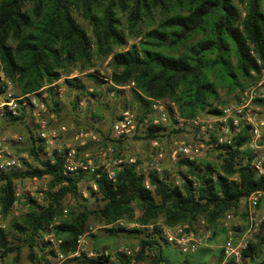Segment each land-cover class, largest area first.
I'll return each instance as SVG.
<instances>
[{"label": "trees", "instance_id": "1", "mask_svg": "<svg viewBox=\"0 0 264 264\" xmlns=\"http://www.w3.org/2000/svg\"><path fill=\"white\" fill-rule=\"evenodd\" d=\"M119 10L125 14L129 36L139 40L127 49L112 53L109 90L119 94L122 87L134 83L131 87L137 110L134 133L142 129L143 134L135 138L158 140L166 125H170L152 124L154 113L150 98L174 100L182 117H193L206 108L210 115L220 114L211 102L217 98V90L210 73L219 66L231 89L240 85L231 67V54L235 56V70L240 76L259 80L264 75V0H0V73L16 81L21 92L26 93L50 85L62 71H69L78 62L84 69L94 54L101 56L112 52L114 46L127 44ZM155 11L162 15L157 25L145 32L137 31L142 20L151 19ZM75 14L86 20L91 36ZM190 41L193 42L187 52L177 55L163 52L177 50ZM94 80L97 85L104 82L100 78ZM1 84L0 76V93ZM65 84L78 92L84 90L78 78H66ZM48 92L49 111L58 114L60 102L52 86H48ZM78 99L76 94L72 104H77ZM259 104L264 115V99ZM9 120L28 124L30 143L25 151L35 164L23 169L0 170L1 218L7 220L11 214L16 200V180L46 175L48 189L43 201L26 197L27 211L18 219H11L6 228L0 227V259L14 253L13 260L18 261L25 248L26 259L31 264H51L53 250L42 238L54 218H60L52 227L60 240L58 248L67 254L75 250L78 234L87 229L93 215L106 225L120 218L130 221L137 210L136 219L141 224L160 217L167 224L200 217L217 227L224 213L237 208L252 192L264 190V174L257 175L251 167L254 155L245 147L251 139L249 126L234 136L231 144L218 147L217 165L178 159V183L168 174L154 171L145 177L128 165L116 172L114 180L108 179L105 173H100L98 178L88 173L65 176L62 154L55 153L52 163L43 157V146L32 132L31 119L22 114ZM109 134L107 139H101L103 144L128 137L111 140ZM93 178L102 199L95 209L89 208L79 193L81 184ZM65 196H71L77 207L70 210L65 207L68 214L63 218ZM104 230L112 236L123 232L140 235L139 251L132 256L118 255V264H174L163 252L169 244L157 227L152 232L122 227ZM262 245L264 222L257 241H251L243 252V261L264 264ZM102 248H106L104 244L93 247L96 251ZM220 254L219 249L217 256ZM210 255L211 249L203 247L186 254L176 264H208ZM82 260L88 264L110 262L104 257H83Z\"/></svg>", "mask_w": 264, "mask_h": 264}, {"label": "built area", "instance_id": "2", "mask_svg": "<svg viewBox=\"0 0 264 264\" xmlns=\"http://www.w3.org/2000/svg\"><path fill=\"white\" fill-rule=\"evenodd\" d=\"M54 84H50V86H54ZM263 85L264 77L258 83L245 89L242 100L238 104L220 107V114L210 115L207 118L199 116L182 117L175 101L152 99L151 108L154 113L152 124L163 125L170 119L174 121V126L183 130L184 138L175 143L176 150L173 152L172 158L174 160L179 158L192 161H198L203 157L206 150L218 149L223 144H231L234 136L239 134L243 128L249 126L251 139L245 144V147L254 155L251 167L257 175H263L264 142L261 139L262 129H264V115L261 114L262 107L259 104V101L264 99V90L259 88ZM131 87H134L133 82L122 88ZM43 89L19 96H13L12 92L5 91L3 96L0 97V117L10 119L22 114L29 117L32 126L37 131L40 144L43 146V157L52 163L55 153L63 155V175L69 177L88 173L94 174L95 178H98L100 173H105L108 179L114 180L116 172L125 165L134 167L138 173H142L145 177L150 171L161 172L159 160L163 151L157 140L151 141L152 146L155 148V153L146 166L138 163L133 156L113 157L114 147L108 143L103 144L102 137L91 129L76 130L72 134L70 143L66 145L60 144V135L65 133L68 127L60 125L56 129H50V122L54 123L56 119L54 114L49 111V96ZM136 126L135 113L125 109L111 125L109 139L117 140L122 136H129L135 132ZM22 141L23 137L20 134L10 129H0V170L23 169L26 167V163H30V156L27 152L16 154L11 149L10 142L20 143ZM84 149H94V151L89 153L88 150L84 151ZM42 178L48 180L46 175H43ZM95 178L81 184L79 188L81 198L89 200L92 195L97 194ZM23 185L22 190L26 197H32L40 202L37 194L41 195L42 192L38 176L23 180ZM145 185L149 187L147 179H145ZM44 186L45 194L48 185ZM18 194L19 192L15 190L16 197ZM246 199L245 229L240 232L233 230L230 224L231 213H224L218 222V226L222 230V240L219 245L221 254L220 256L215 255L208 261V264L242 263L243 252L248 248L249 243L254 235L259 232L264 222V213L258 211V199H260L261 203H264V190L254 191ZM15 203L16 200L14 201ZM67 214L68 209L64 207L61 216L65 218ZM59 222L60 218H54L42 238L47 243V247L53 250V255L50 256L51 264L79 263L83 257H104L111 261L117 259L120 254L132 256L139 251L140 246L137 243L135 245L121 244L112 251L107 248L97 251L89 249L88 238L100 228H145L152 232L157 227L165 242L176 247L185 255L193 254L200 248L211 246L210 243L215 234V228L209 225L204 218L175 224H167L161 217L148 224L120 218L106 225L90 224L83 233L78 234L75 250L66 254L59 250L60 240L53 233V225ZM0 227L4 229L5 225L0 223Z\"/></svg>", "mask_w": 264, "mask_h": 264}, {"label": "rangeland", "instance_id": "3", "mask_svg": "<svg viewBox=\"0 0 264 264\" xmlns=\"http://www.w3.org/2000/svg\"><path fill=\"white\" fill-rule=\"evenodd\" d=\"M118 12H119L118 16L120 18L121 28H124V33L127 34V44L125 46H114L112 52L107 54L104 53L101 56L94 54L91 60L85 64L86 67L84 69L80 68V63L78 62L76 66H73L69 71L67 72L62 71L60 77L56 81L51 83V84L55 83L54 86L52 87L54 89L57 101L60 102L59 106L61 107V110L58 114H54L56 121L54 123L50 122L51 124L50 129H56L60 125H66L68 127L67 131L60 135L61 138L60 144L62 145H66L67 143H70L73 132L79 129H91L94 132H96L99 136H101L102 139H107L108 134L110 133L111 125L123 110L129 109L133 111L136 115V111H137L135 109L136 105L131 95L132 88H124L122 92H120L119 94L116 93L115 90H109V87L112 86V81H111L112 53L116 51H121L123 49H127L129 48L130 45L136 43L139 40V37L134 38L132 36H129V33L127 32V28H126V20L124 17L125 14L120 10ZM75 16L77 18V21L88 31L89 35L91 36L92 32L86 20L83 17H81L79 14H75ZM161 18H162L161 13L159 11H155L153 13L152 18L151 19L144 18V20H142V22L139 24L136 30L145 32L146 30L154 28ZM199 37L200 35L196 36V38L193 41H195ZM193 41L187 42L184 46L179 47L177 50H171V51L164 50L163 52L173 55H177L178 53H182V52H187L188 46ZM230 60H231V67L234 69V72L238 77V83L240 85H237L233 89H231L229 82H227V80L223 77L222 71L220 70L219 66H216L214 70L210 73V80L214 82L217 90V98L215 100H211V102H212V106L218 109L220 107H226V106L238 104L242 100L245 89L258 83L264 77V75H262L259 80L244 78L240 76L238 72H236L235 70V56L233 54H231ZM252 74L254 73L252 72ZM0 76L2 80L1 87L3 88V91L0 93V97L3 96L5 91L12 92L13 96H19L26 93L38 91L41 88H44L43 90L49 93L48 86L50 85H44L35 91L22 93L16 81H13L5 77L2 72L0 73ZM92 76L98 79L100 78L104 82H102L100 85H97L94 80L95 78ZM66 78L68 79L78 78L81 81V83L84 85V90L78 92L73 88H69L65 84ZM259 88H262L264 90V85L260 86ZM90 93H94V96H92ZM76 94H79V99L77 100L78 105L72 104V102H75ZM161 99L171 100L169 98H161ZM150 101L152 104L153 102L152 98H150ZM195 116H199L201 118H207L210 116V114L207 112V108H206L204 111L199 112ZM167 123H170V125H166L168 126L167 129H165V131L160 133L161 137L157 140L163 151L162 157L159 160V164L162 169L160 173L168 174L170 179H174L179 183L180 180L177 174V170H178L177 160L179 158L174 160L172 158V154L176 150L175 143L184 138V133L180 131L178 128H174L176 130L172 128L175 126H174V121H172L171 119ZM27 125L28 124L26 122L24 123L18 121L12 123L9 119H4L0 117L1 130L10 129L20 134L23 137V141L20 143L10 142L11 149L16 154L26 152L25 148L30 143L28 129L26 127ZM31 128H32V132L34 133V136L37 137L36 129L34 127ZM141 131L131 134L128 137L121 139L117 143L108 142V144L114 147L115 151L113 157L133 156L136 158L138 163L145 166L148 165V163L151 160V157L155 153V148L148 140L141 139L139 137L135 138V135L138 136L143 135ZM262 137L264 142V129H262ZM115 144H117L118 146H114ZM87 150L89 151V153H92L94 151V149H84V151ZM219 153L220 151L217 148L206 150L203 157H201L199 160L212 162L215 165H217L220 160ZM31 164H35V160L30 157V163H27L26 165H31ZM25 179H29V178H25ZM25 179L16 180L15 190L18 191L19 194L16 197V203L13 204L11 214L8 217V219L3 220L0 216V223H3L5 225V228L7 227V224L11 219L13 218L18 219L28 209L26 195L22 190L24 186L23 180ZM38 179L42 194L41 195L37 194V197L40 201H43L44 199L43 187H45L44 185H48V180L42 177L41 178L38 177ZM258 201H259L258 211L260 213H264V209L262 205L263 203H261L260 199H258ZM101 203H102V199L99 194L92 195L91 199L87 200V206L91 209L97 208V206H99ZM246 203H247V199L244 198L241 200L237 208L228 211L232 215L230 224L233 230H236L238 232L244 230L246 227V213H245V209L247 205ZM62 204L63 207H67L69 210L73 209L74 207H77L76 201L71 196H65V198L62 201ZM138 213L139 212L136 210L135 217L132 220L138 222L136 219ZM197 218L200 217H196V219ZM89 223L98 226L102 225L99 218H97V216L94 215L90 217ZM214 228H215V234H214V238L210 243L211 246H207V248L211 249V255L209 257V260L214 257L213 256L214 254L215 255L218 254L219 245L221 244V240H222V235H221L222 230L219 228L218 225L217 227ZM104 229L103 228L98 229L93 236L88 238L89 249H93L94 246H98L95 245L94 241L99 237L104 238V240L100 242V244H104V247L108 248L111 251L121 244L135 245L136 243H138V238L140 236L139 234L123 232L117 236H112L108 234ZM133 229H145V228H133ZM258 233L254 235L252 242L257 241ZM26 253H27L26 249L23 248L21 250V255L18 261H14L13 260L14 253H10L4 259H0V264H31L26 259ZM166 253L169 259L174 263H177L178 261L182 260V258L185 257V254L181 253L176 247L171 245L166 246ZM261 255L264 256L263 245L261 248ZM80 262H82V264H88L84 260ZM108 264H118V260L113 259ZM241 264H252V263L249 260H245L242 261Z\"/></svg>", "mask_w": 264, "mask_h": 264}, {"label": "crops", "instance_id": "4", "mask_svg": "<svg viewBox=\"0 0 264 264\" xmlns=\"http://www.w3.org/2000/svg\"><path fill=\"white\" fill-rule=\"evenodd\" d=\"M104 240V238H97L94 242H95V245L97 244V245H99L100 244V242H102ZM163 252L167 255V253H166V247H164L163 248ZM171 261V260H170ZM76 264L78 263V262H75ZM75 263H73V264H75ZM171 263H174V262H172L171 261ZM78 264H82V262H79ZM131 264H133V263H131ZM174 264H176V263H174Z\"/></svg>", "mask_w": 264, "mask_h": 264}]
</instances>
